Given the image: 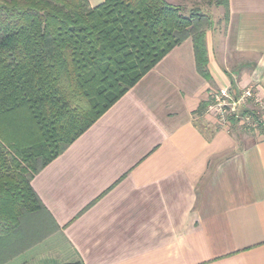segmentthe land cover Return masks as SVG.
Listing matches in <instances>:
<instances>
[{"label": "crops", "instance_id": "obj_1", "mask_svg": "<svg viewBox=\"0 0 264 264\" xmlns=\"http://www.w3.org/2000/svg\"><path fill=\"white\" fill-rule=\"evenodd\" d=\"M218 10L211 78L191 37L174 47L34 176L51 228L38 241L26 216L3 264H264V127L198 112L219 88L264 92V0Z\"/></svg>", "mask_w": 264, "mask_h": 264}, {"label": "trees", "instance_id": "obj_2", "mask_svg": "<svg viewBox=\"0 0 264 264\" xmlns=\"http://www.w3.org/2000/svg\"><path fill=\"white\" fill-rule=\"evenodd\" d=\"M210 26L166 0H0V264L26 216L46 210L34 176L174 47L191 37L211 78Z\"/></svg>", "mask_w": 264, "mask_h": 264}, {"label": "built area", "instance_id": "obj_3", "mask_svg": "<svg viewBox=\"0 0 264 264\" xmlns=\"http://www.w3.org/2000/svg\"><path fill=\"white\" fill-rule=\"evenodd\" d=\"M206 110L221 127L230 126L232 120L247 122L254 128L264 127V92L256 86H246L240 91L219 88L209 94Z\"/></svg>", "mask_w": 264, "mask_h": 264}, {"label": "rangeland", "instance_id": "obj_4", "mask_svg": "<svg viewBox=\"0 0 264 264\" xmlns=\"http://www.w3.org/2000/svg\"><path fill=\"white\" fill-rule=\"evenodd\" d=\"M167 2L174 4L175 6L180 8L181 13L184 16H191L192 14H200V16H206L209 19L218 18V21L220 19V16H217V10L220 8V5L218 4V0H166ZM219 11V10H218ZM224 17V14H223ZM223 17L220 19V21L223 20ZM233 124H237L238 127L243 131L244 129H253L251 125L247 122H232ZM232 124V125H233ZM257 128H261L260 126ZM256 129V128H255ZM31 216V218L34 220V227L35 229H38V232L36 236L39 239H44L46 237L44 234L45 231H48L49 228H51L50 221L47 216L40 214V213H31L27 216ZM23 219V218H22ZM54 239H50L48 248H54L56 247L54 244L51 245L54 242ZM43 241V240H42ZM23 260V259H22Z\"/></svg>", "mask_w": 264, "mask_h": 264}]
</instances>
